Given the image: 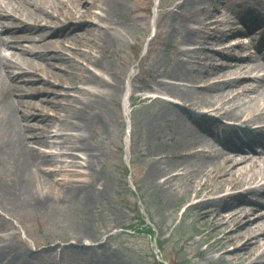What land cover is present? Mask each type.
Returning <instances> with one entry per match:
<instances>
[{
    "label": "bare ground",
    "instance_id": "obj_1",
    "mask_svg": "<svg viewBox=\"0 0 264 264\" xmlns=\"http://www.w3.org/2000/svg\"><path fill=\"white\" fill-rule=\"evenodd\" d=\"M246 2L172 3V15L180 16L179 26L172 27L177 43L166 46L172 64L169 70L157 68L150 75L154 92L172 99L141 119L153 139L146 148V177H160L154 185L170 199L179 198L180 192L187 199L194 194L190 209L201 210V223L210 221V236L221 233L216 259L222 264H264V65L258 62L264 58V0L250 1L252 7ZM122 4V0H0L4 210L49 199L56 191L52 177L57 172L84 177L71 168L96 166L97 146L86 143V133L123 86L107 64V47L116 42L114 28L120 17L112 21L108 12ZM236 19L243 26L235 25ZM250 47L253 53L242 54ZM41 94L58 102L39 99ZM242 115L246 117L238 125L235 121ZM72 131L79 136L69 135ZM68 151L83 155L86 165L79 154L73 157L76 164L70 165ZM163 158H169L166 167L161 166ZM82 182H71L64 199L99 196L97 186ZM0 241V264H16L18 259L17 264L24 263V251L10 248L1 235Z\"/></svg>",
    "mask_w": 264,
    "mask_h": 264
},
{
    "label": "rangeland",
    "instance_id": "obj_2",
    "mask_svg": "<svg viewBox=\"0 0 264 264\" xmlns=\"http://www.w3.org/2000/svg\"><path fill=\"white\" fill-rule=\"evenodd\" d=\"M174 1L122 0L121 7L115 6L108 12L112 21L120 17L114 28L116 42L107 47V64L111 72L119 75L123 86L116 97L106 102L86 133V143L97 146L96 166L71 168L84 177L55 173L54 195L32 207L13 205L7 211L0 206V235L10 248L26 253L23 264H222L216 259L219 252L216 240L221 233L210 236V221L201 223V210L196 213L190 209L191 202L196 200L194 194L189 193L187 199L180 192L179 198L170 199L161 186L154 185L160 177L153 180L146 177L149 167L146 148L153 139L147 136L141 119L172 99L154 92L155 79L150 75L157 68L169 70L172 64V53L166 46L177 43L172 27L180 24V16H173L170 11ZM229 1L230 6L238 2ZM245 1L252 7L250 1L255 0ZM235 25L243 26L237 19ZM253 52L250 47L242 54ZM258 62L264 65V59ZM37 97L52 104L58 102L55 97L47 99L46 94ZM181 104L185 110L194 112ZM245 117L242 115L235 122L240 125ZM173 129L170 123L168 130ZM54 132L56 138L58 133ZM68 133L79 136L77 132ZM42 149L50 155H59L51 148ZM68 154L70 165L76 164L73 159L76 154L86 165L80 153L68 151ZM162 161L161 166H168L169 158ZM10 181V177H5L6 183L13 184ZM73 181L79 185L82 181L94 184L99 196L65 200ZM179 183L185 184V180L179 179ZM0 198L3 199L1 187Z\"/></svg>",
    "mask_w": 264,
    "mask_h": 264
}]
</instances>
